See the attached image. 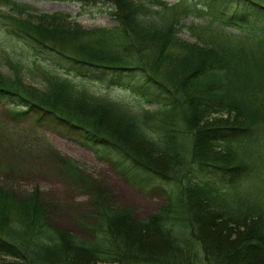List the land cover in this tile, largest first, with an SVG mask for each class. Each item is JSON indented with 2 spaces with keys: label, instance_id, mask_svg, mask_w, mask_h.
<instances>
[{
  "label": "trees",
  "instance_id": "trees-1",
  "mask_svg": "<svg viewBox=\"0 0 264 264\" xmlns=\"http://www.w3.org/2000/svg\"><path fill=\"white\" fill-rule=\"evenodd\" d=\"M105 1L115 3L116 8L110 13L119 24L98 29L103 30L99 32L113 29L125 34L136 54L130 55L125 44L121 47L112 44L111 40L94 36L96 29L84 30L77 22H74L77 26L74 31L54 27L56 23L66 22L67 15H32L35 10H29V5L0 0L1 4L10 6V13L0 12L11 22L9 34L23 41L38 57L61 69V73L48 71L46 86L36 89L21 81L18 75L20 64L10 61L15 78L0 76V102L6 104L13 118L19 120L33 116L38 125L88 147L98 159L111 163L129 182L147 191L161 189L167 195V202L159 212L138 221L133 218L131 208L118 211L107 205V194H102L94 180L80 170L77 160L59 154V171L64 179L91 197L88 220L80 221V233L66 230L62 233L48 225L38 192L30 197L17 198L14 193L2 192L0 185V251L5 254L12 251L15 252L12 255L18 257L17 261L0 264H76L77 261L90 260L179 264V257L192 256L197 239H206L202 249L208 264H264V204L255 198H243L239 190L243 181L264 172V5L255 0H205L219 25L195 24L189 27L199 41L212 49V52H206L212 54L206 57L209 62L206 71L213 75L212 79L216 78L215 88H211L210 93L198 96L199 89L190 88L197 96L192 101L193 121L198 126L205 116L209 119V114L227 110L236 113V122L206 120V126L200 127L195 136L194 160L185 168L181 180L178 173L182 162L164 153L169 149L173 151L176 142L171 139L170 143L168 137L172 134L162 127L161 122L151 118L173 105L171 82L166 75L158 73L161 64L149 62L141 51L148 48L162 53L166 36L188 26L181 19H172V14L165 12L167 10L151 9L152 6L169 9L166 0ZM148 11L170 16L162 18L161 22L154 19L146 23L143 18ZM24 13L31 15L23 19ZM31 17L38 21L30 20ZM225 27L236 30V35L226 32ZM198 28L219 35L217 39L197 35ZM226 34L234 40L230 45L221 40L229 39ZM138 53L143 59L141 62L136 60ZM178 61L165 62L168 66L164 69L174 74L189 67L186 61L176 64ZM94 81L107 87H125L147 103L156 104L155 108L140 106L134 110L108 95L95 94L86 84ZM218 93L223 95L222 99L214 98L213 94L217 96ZM112 110L126 112L122 121L131 132H122L119 126L110 132L98 124L95 117L91 118L98 114V119L102 120ZM252 155H256L254 160ZM249 158L258 169L255 175L243 173L251 162ZM253 171L254 165L251 173ZM174 181H179L180 186L185 185L180 188L178 196L181 193L183 196L179 199L174 198ZM188 181L189 191L200 192L196 196L198 206L191 203V208L209 209L206 210L211 213L212 220L206 222V237L192 225L186 235L188 238L184 236L179 241L170 223L178 224L187 210L181 200L187 193ZM213 201L237 210L231 212L236 218L223 216L218 203ZM157 233L168 239L166 252L128 240L131 235L150 240V235ZM163 253L168 256L165 260ZM170 255L173 258L169 259Z\"/></svg>",
  "mask_w": 264,
  "mask_h": 264
},
{
  "label": "rangeland",
  "instance_id": "rangeland-1",
  "mask_svg": "<svg viewBox=\"0 0 264 264\" xmlns=\"http://www.w3.org/2000/svg\"><path fill=\"white\" fill-rule=\"evenodd\" d=\"M11 1L29 5V10H35L32 11V13H34L32 15L37 13H59L67 15L66 22L56 23L54 27L59 29L67 28L74 31L77 27L74 22H77L81 25L79 27L84 30L96 29L94 36L98 38H105L108 41L111 40L112 44L120 45L121 47L125 44L127 46V52L130 53V55L137 53L127 41L125 34L113 29H107L108 31L103 33L99 32L103 30H98L118 26L119 23L117 19L113 13H110L116 8L113 2H106L105 0H97V2L90 1L89 3L80 0ZM166 1L169 9H161V7L158 6H152L151 9L167 10L165 12L172 14V19H181L182 23L188 27L182 28L181 32L175 31L170 36H166L167 41L164 46L161 47L162 53L158 52V50H156L157 48H154L156 51L143 48L141 54L151 63H160L161 69L156 67L158 68V73L166 75L169 82H171L169 86L171 88L173 105L166 110L158 112L151 118L161 122L160 124H162V127H164L169 134H172L168 137L170 143L171 139L176 142L173 145V151L169 149L164 153L173 159L177 160L178 158V160L182 162V166L179 168L181 172L178 173V177L181 179L183 178L184 172H186L185 168L194 160L195 136L200 132V127L206 126V120L212 119L229 120L235 123L236 113L229 112L232 113L229 115L227 110H222L217 113H212L211 115L209 114V119H206L205 116L204 121L198 124V126L194 123L193 113L195 110L192 101H195L194 99L197 96L193 95L190 88L199 89L197 91L198 93H196L197 95L210 93L211 88H215L213 84L216 78L212 79L213 75L206 71V66L209 65L206 57L212 56V49L210 50L206 47L205 43L199 41L198 37L193 34L189 27L195 24L198 26H208L210 24L217 26L219 24H217L218 20L215 19L216 15L210 12L211 8L205 0ZM255 1H259L264 5V0ZM9 7L0 3V12L5 14L10 13ZM175 13L176 15H173ZM170 14L160 13L156 15L148 11L145 16L146 19L143 17L141 18H143L145 20L143 22L146 23L154 19L160 20L161 22V20H163L162 18H166L170 16ZM30 15L31 14L24 13L21 18L27 19ZM33 18L34 17H31L29 19L32 20ZM37 21L38 20L35 19V22ZM9 26H11V22L8 17L0 14V76L12 79L15 78V71L12 69L10 63V61L15 60V62L20 64L18 75L25 85L33 88L36 87V89L44 88L46 86L48 71L61 73V69H58L57 66L50 65L47 62L48 60L38 57V55L35 54L32 49H29L23 41L11 36L8 31ZM225 31L235 35L237 33L236 30L227 27H225ZM197 35H210L216 38L219 33L213 34V32H206L198 28ZM226 35L229 39L225 37L221 40H223L226 45L232 44L234 40L230 35ZM208 50L211 52L206 53ZM141 54L138 53V56H133L136 57L137 61L141 62ZM169 60H179L176 64H182V62H180L182 60L183 62L186 61L189 67H185L186 70L184 72L169 73L168 69H164L165 66H168L164 63ZM201 66L204 67L200 68ZM177 68L174 69L177 70ZM194 71H196L195 74L193 73ZM86 84L89 87L88 89L95 94H100V96L108 95L112 100L128 104L129 108L134 110L139 109L140 106L153 110L156 105L151 102L147 103L138 97L139 95L136 92L126 89L125 87H107L96 81L86 82ZM175 84H177V86ZM213 96L214 98H221L223 95L218 93L217 96L214 94ZM195 104L198 107L200 105L197 101ZM98 105L102 107L101 103ZM9 113L6 104L0 102V185L1 188H3L2 192H5V194L14 193L17 198L30 197L35 192H38L40 203L44 205L43 207L47 214L46 218L48 225L51 228H55V230L59 229L62 233L63 230L80 233V221L85 222L88 220L87 215H89L90 208H92L90 205V195L75 188L74 185H70V183L64 179L62 173H60L58 162L59 154L77 160V165L80 167V170L94 180L98 189L103 192L102 194H107V205L112 206L113 209L118 211L120 209L131 208L133 218L138 219V221L149 217L153 213L159 212L162 206L167 202V195L161 189L152 188L147 191L144 188L142 189V186L129 182L119 172H116L111 163L98 159L91 149L59 134L55 130L38 125L34 121L35 118L33 116L18 120L13 118ZM92 113L95 114L94 112ZM125 113L124 111L119 112L117 110H112L107 112L106 117L103 116L102 120L98 119V114L91 116V118L95 117L96 122L110 132H112L113 127L119 126L120 131L128 133L131 131L126 129L128 128L127 125L122 121V118H124L122 116L123 114L125 115ZM214 148L219 149L217 146ZM222 151L226 152L223 148ZM255 156L256 155H252L253 160ZM252 159L249 158L251 162H248L246 171L243 172L245 175H255V170H258ZM253 165L254 171L251 173ZM177 168L178 167L171 169L175 170ZM258 174L257 177L253 176L249 181H243L239 190L242 192L243 198H255V200L264 204V172ZM242 177H244V175ZM172 186L174 198L175 196L176 199L182 197V193L179 196L178 194L180 188H183L185 185L180 186L179 181H174ZM188 189H190L189 181L187 182V193L183 200H181L183 207H187L184 216L180 219L178 224L173 225L170 223L179 241L184 236L188 238L186 235L190 233L192 225L198 227V232L206 237V222L210 223V220H212L211 213L207 211L209 209L206 208L207 210H201L191 208V203L194 206H198V199L196 196L199 195L200 192L198 191L197 194H195L193 193L194 191H189ZM213 202L218 203L216 201ZM217 206L218 208L220 207L219 210L223 216L225 215L230 219L236 218V215L232 213L238 212L237 210L229 209L230 207L220 203H218ZM210 207L211 204L209 205V208ZM150 236V240H145L143 237L131 235L128 240L134 243H141L140 245H152L150 249L167 251L166 243H168V239L164 238L165 236L162 233ZM203 241L197 239L195 244H193L192 249H194V252L192 256L179 257L177 259L179 264H208L206 263L207 257L202 249ZM12 253L15 252L7 251L5 254L0 251V262L10 263L17 261L18 257L13 256ZM162 255L164 260L168 257L166 253ZM171 258H173V255H170L169 259ZM76 264H123V262L121 261L119 263L112 260H100L98 262L96 260H90L84 263L77 261ZM129 264H132V262ZM138 264H143V262L140 261Z\"/></svg>",
  "mask_w": 264,
  "mask_h": 264
}]
</instances>
